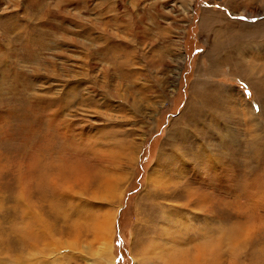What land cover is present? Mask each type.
Masks as SVG:
<instances>
[{"label":"rangeland","instance_id":"1","mask_svg":"<svg viewBox=\"0 0 264 264\" xmlns=\"http://www.w3.org/2000/svg\"><path fill=\"white\" fill-rule=\"evenodd\" d=\"M0 145V264H264V0H0Z\"/></svg>","mask_w":264,"mask_h":264},{"label":"bare ground","instance_id":"2","mask_svg":"<svg viewBox=\"0 0 264 264\" xmlns=\"http://www.w3.org/2000/svg\"><path fill=\"white\" fill-rule=\"evenodd\" d=\"M207 22H208V20H207ZM181 239H183V236H182ZM181 239H180V241H181ZM193 243H195V242H193ZM193 243H191V242L189 243L188 242V244H187L189 246L193 245L192 247H186L187 245H181V246L177 245L178 247H175V248H173L171 250L169 249V252L167 253V256H166V259H165V263H168V264H185L186 261H188L190 259H193L192 260L193 264H199V261H200L199 254H200V250L201 249H199V247L195 246ZM182 244H184V243H182ZM183 246H185V247H183ZM172 250H174L173 254L171 253ZM106 252H108V251H106ZM108 263L109 264H114L113 260L112 261L111 260L108 261Z\"/></svg>","mask_w":264,"mask_h":264},{"label":"snow or ice","instance_id":"3","mask_svg":"<svg viewBox=\"0 0 264 264\" xmlns=\"http://www.w3.org/2000/svg\"><path fill=\"white\" fill-rule=\"evenodd\" d=\"M0 151H11L8 145H0Z\"/></svg>","mask_w":264,"mask_h":264}]
</instances>
